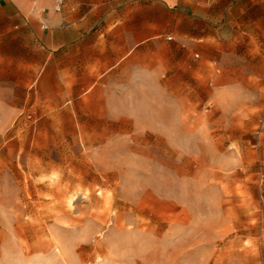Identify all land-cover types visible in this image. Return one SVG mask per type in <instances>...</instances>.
<instances>
[{
  "label": "rangeland",
  "instance_id": "374dc122",
  "mask_svg": "<svg viewBox=\"0 0 264 264\" xmlns=\"http://www.w3.org/2000/svg\"><path fill=\"white\" fill-rule=\"evenodd\" d=\"M260 2L225 14V88L168 139L37 91L41 70H23L35 46L12 47L0 64V264H264Z\"/></svg>",
  "mask_w": 264,
  "mask_h": 264
},
{
  "label": "crops",
  "instance_id": "0c3cea01",
  "mask_svg": "<svg viewBox=\"0 0 264 264\" xmlns=\"http://www.w3.org/2000/svg\"><path fill=\"white\" fill-rule=\"evenodd\" d=\"M41 1L0 0V64L10 66L12 47L35 46V61L23 70H41L37 91L67 96L68 108L83 117L97 104L105 111L93 115L99 125H132L137 134L165 139L209 114L212 106L203 110L200 103L204 98L213 103L225 88L220 55L225 14L261 5L260 0H64L62 12H56L57 0L50 6ZM45 45L52 48L46 55Z\"/></svg>",
  "mask_w": 264,
  "mask_h": 264
},
{
  "label": "built area",
  "instance_id": "2783aa9c",
  "mask_svg": "<svg viewBox=\"0 0 264 264\" xmlns=\"http://www.w3.org/2000/svg\"><path fill=\"white\" fill-rule=\"evenodd\" d=\"M31 1H36V0H31ZM64 5H65L64 0H57L56 12H62ZM43 12H45V10Z\"/></svg>",
  "mask_w": 264,
  "mask_h": 264
}]
</instances>
